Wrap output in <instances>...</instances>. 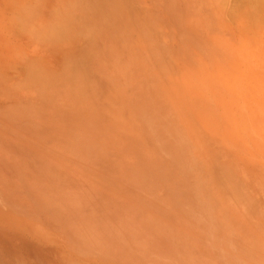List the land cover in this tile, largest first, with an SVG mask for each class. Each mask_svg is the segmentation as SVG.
<instances>
[{"label": "rangeland", "instance_id": "obj_1", "mask_svg": "<svg viewBox=\"0 0 264 264\" xmlns=\"http://www.w3.org/2000/svg\"><path fill=\"white\" fill-rule=\"evenodd\" d=\"M0 264H264V0H0Z\"/></svg>", "mask_w": 264, "mask_h": 264}]
</instances>
